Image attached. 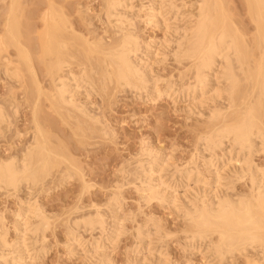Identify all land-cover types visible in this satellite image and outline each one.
<instances>
[{"label":"rangeland","instance_id":"1","mask_svg":"<svg viewBox=\"0 0 264 264\" xmlns=\"http://www.w3.org/2000/svg\"><path fill=\"white\" fill-rule=\"evenodd\" d=\"M132 1L133 11L128 17L134 26L123 27L124 32H121L119 24L106 18L110 0H0V110L4 114V119L0 120V162L15 158L19 168H23L21 162L26 152L40 145L32 164L35 181L23 180L18 191L0 186V215L3 217L0 228L6 229L10 246L4 252L0 250V264H13L11 258L13 255L17 258L18 239L26 232L29 234H26L25 245L29 252L31 250L29 254H34L28 264L31 261L32 264H249L256 259L264 260V248L257 245L246 247L245 254L235 250L234 255L215 256L217 234H209L193 244L195 227L187 216L189 210L203 203L248 200L256 195L259 187H264L261 185L264 181V142L261 141L264 102L253 77L264 46V28L256 23L246 0H216L219 17L225 18L226 29L240 51L232 62L237 83L231 100L228 93L215 103L208 98L209 89L220 83V87L228 86L229 80L220 76L219 82L214 76L208 89L197 92L195 101L200 103L194 101L195 105L193 95L186 97L188 100L177 95L171 99L163 95L157 100L150 94L136 92L134 87L120 84L114 53L123 36L130 33L138 38L141 46L154 43L152 50H159L157 58L161 59L151 55V73L148 74L160 81L162 90L173 87L174 91H180L195 84L193 63L180 57L177 40L195 22L200 0H173L180 12L178 18L182 19L173 30L174 26L169 28L163 19L164 24L159 27L149 25L140 9L142 1L146 4V0ZM174 30L179 31V34L176 31L177 36L169 34ZM69 70L76 76L82 70L90 84L81 90L90 95L88 102L84 95H78L73 99L76 107L61 103L57 95L59 77ZM79 106H84L90 118ZM248 115L253 117L262 135L255 141L259 144L258 153L255 151L246 159L248 166L257 172L252 171L255 179L250 172L241 175L236 171L237 165H232L237 159L232 140H224L226 144L222 148L227 152L216 150L210 155V151H205L210 137ZM146 148L161 150L162 158L172 157L171 166L198 165V170L186 178L183 185L176 187L174 183L178 195L170 192L161 201H144L134 170L138 162L147 160L143 157ZM199 153L208 156L207 162L211 159L212 166L204 169ZM202 190L206 191L204 195ZM111 197L118 202V218H123L118 240L102 245V253L91 252L92 249L70 252L66 243L75 221L92 219L99 213L108 223L107 228H112L108 204L113 200ZM20 202L36 203L42 210L41 217L44 216L21 225L25 234L17 230L14 223ZM142 227L148 230L150 238L146 241L147 249L139 251L134 234ZM98 230L82 228L79 234L85 242L99 235L97 239L101 240L104 237ZM11 251L13 254L9 253ZM87 256L93 260L85 258ZM216 257L221 258L220 261Z\"/></svg>","mask_w":264,"mask_h":264},{"label":"bare ground","instance_id":"2","mask_svg":"<svg viewBox=\"0 0 264 264\" xmlns=\"http://www.w3.org/2000/svg\"><path fill=\"white\" fill-rule=\"evenodd\" d=\"M215 1L216 0H200L199 3L197 2L198 3L197 12L198 13L196 16H194L195 22L193 23V25L191 24L192 25L191 28L185 30L182 34H180L182 38L181 37H178V38H181V39L177 38L178 39L177 40L178 42L177 52L179 53L180 57L188 59L193 63L195 73H194V80L192 78L191 79L193 82L195 81V84L193 83V85H191L190 84L191 82H190L189 83L190 85L187 88H183L180 91L179 89L177 91H174V88L171 86H170L171 88L168 87L165 90H162L161 89L162 87L160 88L159 86L160 81L156 78H152L151 75H149L151 73L150 72L151 55L153 54L155 56L154 57L155 59H159L157 58L159 54V50L158 49L155 50V51L158 50V53L152 50L154 47L153 45L154 43L153 44L149 43V44H145L144 46H141L140 42L138 41V38L133 36L130 33L125 34L123 36V38L121 39V43L119 44L113 56V61L117 68L116 77L120 81V84L122 83L125 86L134 87L136 92L138 91L142 95L150 94V96H153L155 99L157 98V100L161 98L163 95L169 96L170 99L176 95L180 98H186V97L192 98V95H193L192 101H193V104L195 105V102L198 101L197 100L198 97L196 98L197 101H195V95L197 94V92L199 91L203 92L206 89H208L209 81L214 80L212 79L214 76L218 77L217 79L219 82V76H220L222 79L226 78L227 80H229L228 86L220 87L219 86L221 84L220 83L219 85H216L215 88L213 87L209 89V92H208L209 96L208 95L207 96L212 102L215 103L217 102V100L221 99L224 93H228L230 100H231L232 89L235 88L236 83H237L232 62H233V57L238 58V56L240 55V51H239L236 40L229 34V32L226 29L225 18L222 15H221V18L219 17L220 14L217 10V5ZM246 1L249 4L250 10L253 13L256 23L258 24L260 28H264V0H246ZM131 2L133 1L132 0H110L109 5L107 7V14H106L107 20L109 22L113 20V22H115L116 24H119L121 28L120 29L121 32H124L122 31L124 29L123 27H127L129 29V27L132 28L134 26L132 19H129L130 17H128L129 13L133 11L131 7L132 6ZM146 2L147 3L145 4L142 1L140 9L141 10L143 9L145 13V17H146V22L149 25H154L156 27H159L163 19L164 22L166 23L168 22L169 28L170 26L172 27L174 26L173 28H171L172 30L177 28L176 23L179 22L178 21L179 19L180 20L182 19L178 18L179 16L178 13L180 12L176 8V4H174L173 0H146ZM183 17L184 15L182 16V18ZM163 24L164 23H162V25ZM178 29H179V26H178ZM130 31H133V29ZM176 31L174 33L172 31L169 34H173L177 36ZM178 34H179V31H178ZM262 38L264 40V35ZM163 53L165 52L163 51ZM60 66L61 65H58V67ZM217 71L219 72V74L216 73ZM253 77L255 78L256 84L259 88V95H260L259 97L264 102V46L262 47L261 56L258 60L257 68H256V71ZM153 79H156V80H153ZM58 83L59 85L57 86V95L61 103L74 106L73 99L78 95H84L85 102H88L90 95H88L87 93L81 90L82 88L86 86L90 87V84H89L87 75L85 74V72H82V70L79 76H76L73 72L69 70V72L66 75H64L63 77H59ZM124 89H126V87ZM200 95L202 96L204 100V95H202V93H200ZM207 96L205 97L206 99H208ZM197 103H200V102H197ZM79 110L83 114L87 115V111L85 110L84 106H79ZM215 112L216 114H219L217 110ZM250 115L246 116L241 122L237 124L223 127L213 137H210L207 143L205 144V151L206 152L210 151L211 152L210 155L212 154L214 155L216 153V150H220V151L222 150L223 152L225 151L222 148L226 144L224 140H228V139L232 140L233 141L232 144L236 145V146L234 145L232 150L234 151L235 157H237V159L233 161V163L235 164L232 163V165L233 166L237 165L235 167L236 171H238V173H241V175H243L244 173L247 174L249 172L252 174L253 170L251 169V167L248 166L250 164L246 162V159L252 156V154L255 153V151L257 150V145L259 144L255 141L259 139L260 137L262 138V135L259 129L256 127L253 121V117H251ZM6 117L8 118V116ZM2 119H4V114L0 110V120ZM203 141L206 142V140H203ZM261 141L264 142V138ZM263 142H260V143H263ZM38 148H40L39 144H37L35 147H32L30 150L28 149L29 151L26 152L23 158V162L19 160L24 165L23 168H19V166L17 165L19 162L17 163V160L15 158L9 159V161L0 162V186L2 185L6 188H11V189L18 191V189L21 187L20 185H22L21 183L23 182V180L26 181V179L29 178L28 180L35 181V172L34 170H32V164L38 154L37 152H35V150ZM143 152H144L143 157L144 156L147 157V160L138 162V165L134 170L136 171V173H134L135 174L134 176L141 183L138 190L142 198L144 199V201L146 200L147 203L153 200L161 201L162 199H165V196L169 194L170 192H172V194L178 195L176 193L178 191H176L173 188L174 183H176V187H180L181 185L184 184L186 178L192 176L193 172L198 170V165L196 163H189L185 167H182V168L177 167L175 164L171 166L169 163V159L172 157L169 158L167 156V158L166 157L162 158L163 153L161 150H154V149L146 148L145 150L143 149ZM225 152H227V150ZM256 153H258V151H256ZM228 154L230 153L228 152ZM198 158L204 164L203 165L204 169L205 167L212 166V164L209 163L211 159L207 162L208 156L204 157L201 153H199ZM240 158L243 159L242 162H240L239 160ZM238 173H236V175ZM252 175L253 176L251 178L255 179L254 174ZM217 177L218 175L216 176V178ZM254 179H252L253 182L256 181ZM261 185H264V181H262ZM261 185L259 184V186ZM217 187H218V184H217ZM202 192H203L202 195L206 193V191L204 192L203 190ZM255 194H256L255 196H252V198L248 200L242 199L240 201H229L228 199V201L226 200V202H219L216 204H212L213 203L212 201L209 204L203 203L201 206L197 205L198 207H196L194 210H189L187 216L189 217V221H191L195 227V233L193 235L191 242L195 244L198 241H202V239H206L207 235L209 234H217L218 242L215 243L214 252H215V256L217 254L220 257L221 256L225 257V255H228L229 253L233 254L235 250L238 251V253L240 252L243 254L244 251L248 250L246 248L248 246H249L248 248H250V246L257 245L260 248H264V187H259V189L257 190V193ZM173 198H175V196H173ZM197 199H199L198 196H197ZM221 199L222 201H224L223 198ZM174 201H179V200L175 199ZM108 204H109V210L112 215L111 216L112 223L109 225H111L112 228L110 230L109 228H107L108 223L105 222V218L103 219L102 215L99 213H97V215L94 216L92 219L86 218L81 221H75L73 224L74 225L73 228L69 229L68 242L66 243V247L67 249H70V252H76L79 249L81 252H88L90 249H92L90 250L91 252L94 250L96 252L100 251L102 253L103 251L102 245L104 246L107 244L109 245L112 240L118 238L117 233L120 234L121 232L119 231L121 230L119 227L120 225H123L122 222H121L122 224L120 223L121 218L120 219L118 218L120 216V215L118 216L119 205L116 199H113L111 202L109 201ZM41 211L36 203L32 205L21 203L19 205V210L14 215V219H15L14 223H15V226L17 227V230H21V233L25 234L26 231L21 228L22 227L21 225H24V223H26L28 220L30 221V219H40L44 217V216L41 217ZM121 221H123V218ZM2 224H3V217L2 215H0V225ZM2 227L0 228V250L2 249L4 252L5 249L10 248V246L7 245V241H6V234H7L6 229L3 228L2 230ZM44 227L45 226L43 225V229ZM81 227L87 231L90 230L92 232L95 231L96 228H99L100 230L98 231L102 233L101 236H103L104 238H101V240H98L97 237L100 238V235L96 236V238L92 236L93 238L91 239V241L85 242V240L79 234V230L82 229ZM4 230L6 233H4ZM27 233L28 232H26V234ZM26 234L22 235L18 239L19 244L16 243L18 244L16 246L17 254H15L17 255V258L15 259V256L14 255L12 256L11 259H12L13 264H28L29 261L32 260V257L34 256L33 253L29 254L31 250L29 252L28 251L29 249H27L25 245L26 244L25 243ZM41 234H44V233H41ZM134 235L137 241L138 249H140L139 251H141V249L143 248L147 249V246L149 245L146 244L147 243L146 241L150 238V234L148 230L144 229V227L139 228L136 234ZM201 246L203 247V244ZM192 247L193 245L191 246V248ZM206 247L208 248V246ZM262 251L264 252V249ZM9 253L13 254L12 251ZM137 255H139V253ZM137 255H134V257ZM5 256L3 255V257ZM85 258L90 259V257L88 256ZM92 258L90 260H93ZM216 258L218 259V257ZM137 259H138V256H137ZM263 261L264 260L260 262V260L256 259V260L251 261L249 264H264ZM30 264H32V261ZM132 264H134V262Z\"/></svg>","mask_w":264,"mask_h":264}]
</instances>
